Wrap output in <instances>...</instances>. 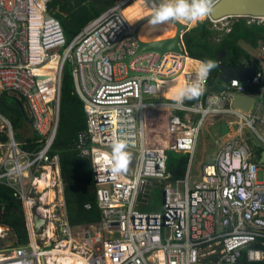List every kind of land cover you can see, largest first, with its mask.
Listing matches in <instances>:
<instances>
[{
    "label": "built area",
    "instance_id": "obj_1",
    "mask_svg": "<svg viewBox=\"0 0 264 264\" xmlns=\"http://www.w3.org/2000/svg\"><path fill=\"white\" fill-rule=\"evenodd\" d=\"M51 1L0 0V97L15 93L24 100L43 143L37 152L24 150L0 112V133L9 137L0 141V181L21 199L29 238L0 247V264H62L59 258L70 254L84 257L86 264H264V180L257 178L264 165V130H259L264 126V44L249 81L233 79L219 92L208 91L209 74L198 100L177 105L162 87L185 70L190 57L184 41V52L136 53L134 34L158 6L130 22L124 8L133 0H116L68 41ZM208 18L212 28L225 33L240 18L264 25V15ZM55 60V67H47ZM67 65L86 117L74 148L91 161L101 211L91 230L70 225L59 155L50 154ZM198 70L193 64L186 68V86L197 82ZM235 92L255 96L250 111L232 106ZM152 107L168 109V149L190 156L185 176L175 181L167 170L168 149L146 144L144 110ZM222 116L232 117L236 129L191 180L201 127ZM251 133L261 143L254 144ZM125 139L137 153L133 175L113 176L106 166L109 147ZM40 178L46 181L42 189ZM156 187L162 188L161 211L141 210L145 195ZM35 214L46 219L41 231ZM3 228L0 237L7 236L8 227Z\"/></svg>",
    "mask_w": 264,
    "mask_h": 264
},
{
    "label": "trees",
    "instance_id": "obj_2",
    "mask_svg": "<svg viewBox=\"0 0 264 264\" xmlns=\"http://www.w3.org/2000/svg\"><path fill=\"white\" fill-rule=\"evenodd\" d=\"M115 2L116 0H52L50 7L55 9V15L60 19L67 40L70 41L91 20L101 15ZM183 41L188 56L191 58L216 61L219 52L226 51L225 62L237 64L240 58L245 57L256 64L255 57L241 43H248L253 47H257L261 42L264 44V25H248L244 19L240 18L234 22L229 32L223 33L212 28L211 21L205 19L187 30L183 35ZM224 88L225 84L219 79V70L213 69L210 72L207 90L219 92ZM196 100L198 99L185 101L192 103ZM149 110L145 129L150 122H153L165 132L168 126V109ZM152 110L158 113H152ZM0 112L10 120L15 132L14 137L24 150L28 152L40 150L43 143L39 141V135L36 132L25 137L18 132L20 128L31 123V117L22 98L3 94L0 97ZM151 114L155 116H150ZM85 127L83 102L75 92L71 72L65 69L61 89L59 124L50 154L59 155L68 220L72 226L97 224L101 220L91 161L79 156L74 148V141L79 131ZM8 139L6 133H0V141L5 142ZM189 157L188 153L168 150L167 170L172 181L185 176ZM87 203L91 205L90 208H86ZM0 226L15 231L16 245L24 244L29 239L22 201L14 194L13 188L4 181H0Z\"/></svg>",
    "mask_w": 264,
    "mask_h": 264
},
{
    "label": "water",
    "instance_id": "obj_3",
    "mask_svg": "<svg viewBox=\"0 0 264 264\" xmlns=\"http://www.w3.org/2000/svg\"><path fill=\"white\" fill-rule=\"evenodd\" d=\"M244 16V15H264V0H215L214 10L209 16L212 19H220L226 16ZM176 24V32L172 36L142 40L138 37V34H134L137 41L136 53L145 51H157L164 53L167 51L184 52L183 49V35L189 30L187 24L180 21L174 22ZM226 51H220L216 57L218 63L217 69L219 70V79L228 84L231 80H244L249 81L254 75L257 66L254 62H250L245 57L240 58L239 63L232 64L231 62H225L224 57ZM130 56L124 58V62H128ZM256 98L251 94L232 93V106L239 108L245 112L250 111L251 107L255 103ZM112 152V146L109 147ZM131 154V161L128 165V171L124 173L127 176H132L136 164L137 153L134 150L126 149ZM261 161H264V151L262 152ZM34 221L36 223V229L42 230V226L46 222L45 218H42L38 214L34 215ZM16 234L13 229L8 228L7 236L0 237V247L15 246Z\"/></svg>",
    "mask_w": 264,
    "mask_h": 264
},
{
    "label": "rangeland",
    "instance_id": "obj_4",
    "mask_svg": "<svg viewBox=\"0 0 264 264\" xmlns=\"http://www.w3.org/2000/svg\"><path fill=\"white\" fill-rule=\"evenodd\" d=\"M206 19H209V18H206ZM181 21L182 23L184 22L187 24L189 23L188 21H184V20H181ZM146 23H147V20L145 21V24ZM151 31L153 32V35L156 36L154 38H158L161 36L172 34L173 29L169 26V24H166V25H162L158 27L157 29L151 30ZM221 32L225 33L224 31H221ZM241 45L245 46L244 42H242ZM251 55L253 56V54ZM66 69L70 71V66L67 65ZM9 95H15L18 97V95L15 93H10ZM144 97L146 98L147 96L144 95ZM149 99L150 101H156V102L164 101V98L162 97H152ZM157 108H160V107H152L150 109H157ZM149 111H150L149 109L144 110V121L147 120L148 113H150ZM151 112L155 114L158 113V111L156 110H152ZM152 115L153 117L155 116L154 114H151L150 116ZM153 117L150 118L151 121ZM232 119H233L232 117L222 116L220 118L216 117L214 119H207L204 122V124L201 127L198 141H197L196 148H195L194 155H193V160H192L193 162L191 166L192 168L191 180L197 179L198 173L200 172L203 163L212 161L214 159L215 153L217 152L219 145L222 143V140L226 138L229 134H231L233 130L236 129V125L230 123ZM257 127L259 128V125H257ZM259 130L262 132L264 130V126L263 128H259ZM163 131L164 130L161 127L156 126L153 122H150L148 126H146V129H145L146 144L148 146H162L168 149L167 147L168 132H167V129L165 130V132ZM18 132H20L25 137V136L33 134L35 131L31 123H28L26 126L20 128ZM250 135H251L252 142L254 144L261 143V141L257 138L255 134L251 133ZM15 140L18 142L17 139ZM257 178L259 180H264V165H262L258 169ZM145 197H146L145 200H143V202L141 201L142 203L139 207L141 210L161 211L162 205H163V201H162L163 196H162L161 187H156L152 189L145 195ZM3 227L5 226H1L2 229Z\"/></svg>",
    "mask_w": 264,
    "mask_h": 264
},
{
    "label": "clouds",
    "instance_id": "obj_5",
    "mask_svg": "<svg viewBox=\"0 0 264 264\" xmlns=\"http://www.w3.org/2000/svg\"><path fill=\"white\" fill-rule=\"evenodd\" d=\"M214 10V0H170L167 4H162L147 20L146 27L155 30L166 24L176 21H188L193 26L198 22L208 18ZM218 67V63L213 60L201 61L198 70L197 82L181 87L172 99L177 105H183L185 100L199 99L205 92L204 83L210 72ZM112 156L106 166L117 176L128 171L131 161V154L127 149V140H121L113 144Z\"/></svg>",
    "mask_w": 264,
    "mask_h": 264
},
{
    "label": "bare ground",
    "instance_id": "obj_6",
    "mask_svg": "<svg viewBox=\"0 0 264 264\" xmlns=\"http://www.w3.org/2000/svg\"><path fill=\"white\" fill-rule=\"evenodd\" d=\"M151 2H153V1H151ZM155 2H157V1H155ZM154 7L155 6L151 5L147 0H133L132 2H130L124 8V14L129 19L130 22H135V21L141 19L143 16H146L147 14H150L151 12H153ZM144 24H145V21L140 25V28L138 30V37L140 39H142V40H152V39L164 38V37L172 36L176 32V24L175 23H171V24H169V26L173 29L172 34L166 35V36H162V37H158V38H154L153 37V38L145 39V38L142 37V34H140V30L144 27L143 26ZM56 63H57V60L49 63L47 65V67H55ZM200 63H201L200 61H196V60H193L191 58H187L186 59V64H185L186 65L185 70L190 64H193V65H195V66H197L199 68L200 67ZM185 70H183L177 76H174L173 78L168 79L164 83V85L162 87V93L166 97L172 98V96L175 95V93L181 87L186 86L185 77H184V71ZM38 183H39V188L42 189L45 186L46 181H45L44 178H40L38 180ZM45 195H48V198L50 200L54 197L53 192H48ZM45 195L43 196V199H45ZM3 229L0 226V234L3 233V231H4ZM61 257L62 258H59V261H61L62 264H86V262H85L86 259H84V257H81L79 254H70V255L61 256Z\"/></svg>",
    "mask_w": 264,
    "mask_h": 264
},
{
    "label": "crops",
    "instance_id": "obj_7",
    "mask_svg": "<svg viewBox=\"0 0 264 264\" xmlns=\"http://www.w3.org/2000/svg\"><path fill=\"white\" fill-rule=\"evenodd\" d=\"M151 5L153 6H158L160 7L162 4H167L170 2V0H147ZM153 1V2H151ZM157 1V2H155ZM215 1V0H214ZM160 5V6H159ZM106 11V10H105ZM238 21V20H237ZM236 22V21H234ZM234 24V23H233ZM144 27L140 30V34H142V37L145 38V39H148V38H153V37H156L153 35V32L151 31V29H148L146 27V24L143 25ZM188 26H190L189 28L193 27V25L189 22L188 23ZM162 37V36H161ZM245 46H243L248 52H250V54H253V56L255 57L257 51H258V48L260 47L261 44H263L262 42L257 46V47H253L251 46L250 44L248 43H244ZM191 58V57H190ZM193 60H196V61H200L199 59H195V58H192ZM150 109V108H148ZM167 124H168V117H167ZM225 139V138H224ZM223 139V140H224ZM188 167V166H187ZM62 195H63V199H64V202H65V207H66V201H65V196H64V183H63V179H62ZM66 213H67V207H66ZM67 218H68V214H67ZM69 221V220H68ZM71 225V224H70ZM72 226V225H71ZM95 226V224H86V225H77V226H72V228L77 231V230H81V229H88V230H91L92 227ZM91 228V229H90Z\"/></svg>",
    "mask_w": 264,
    "mask_h": 264
}]
</instances>
